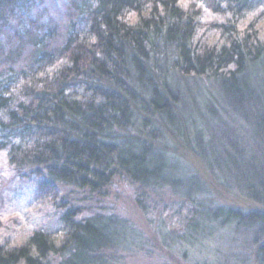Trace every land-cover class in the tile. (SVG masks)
<instances>
[{"label":"trees","instance_id":"16d2710c","mask_svg":"<svg viewBox=\"0 0 264 264\" xmlns=\"http://www.w3.org/2000/svg\"><path fill=\"white\" fill-rule=\"evenodd\" d=\"M185 2L0 0L2 145L43 197L57 199L60 187L75 193L58 199L60 236L35 231L20 246L0 245V264H103L115 223L87 217L80 203L105 198L120 178L174 186V175L155 167L162 151L153 148L178 135L173 73L213 81L228 115L264 147V0ZM206 116L214 134L202 131L186 147L221 171L229 164L246 195L264 199L262 161L221 126L216 109ZM208 217L264 229L256 212L215 209ZM257 257L264 263V243Z\"/></svg>","mask_w":264,"mask_h":264},{"label":"rangeland","instance_id":"374dc122","mask_svg":"<svg viewBox=\"0 0 264 264\" xmlns=\"http://www.w3.org/2000/svg\"><path fill=\"white\" fill-rule=\"evenodd\" d=\"M173 75L174 99L179 105L178 135L170 134L166 144L157 141L153 148L162 151L155 167L163 166L164 175H174V186L139 188L120 178L105 198L80 203L87 217L99 216L115 223L107 229L114 245L102 253L103 264H264L257 257L264 229L238 221H210L208 217L215 209L264 215V199H250L236 170L224 162L223 169L229 173L213 163L205 164L190 152L186 142H195L202 131L205 137L214 134L213 121L206 112L216 109L221 126L232 129L233 139L241 140L263 166L264 147L253 142L241 120L228 115L225 99L213 81ZM250 76L252 89L259 92L258 74L252 71ZM181 133L187 138L182 140ZM2 143L0 136V245L20 246L35 231L60 236L63 209L58 199L71 198L74 191L60 187L57 199L43 197L29 171L10 163ZM50 260L55 264L58 258Z\"/></svg>","mask_w":264,"mask_h":264}]
</instances>
